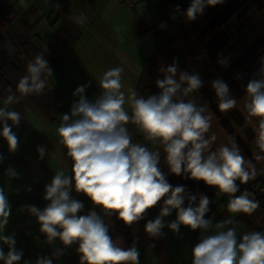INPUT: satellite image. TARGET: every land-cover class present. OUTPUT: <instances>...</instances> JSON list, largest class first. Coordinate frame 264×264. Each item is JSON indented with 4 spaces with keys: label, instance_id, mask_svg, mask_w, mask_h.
I'll use <instances>...</instances> for the list:
<instances>
[{
    "label": "clouds",
    "instance_id": "clouds-1",
    "mask_svg": "<svg viewBox=\"0 0 264 264\" xmlns=\"http://www.w3.org/2000/svg\"><path fill=\"white\" fill-rule=\"evenodd\" d=\"M223 3L224 0H192L184 16L192 22L207 7ZM175 11H180L179 6ZM69 19L80 25L87 18L81 13L71 14ZM218 63L226 67L228 62L218 60ZM159 71L163 79L155 82L160 90L158 95L145 97L134 88L127 89V93L122 90L123 67L103 73L98 81L100 95L94 100L85 95L88 84L78 86L73 92L78 99L73 101L70 113L62 115L57 128L59 143L72 162L71 175L63 170L55 172L44 187L43 200L47 204L43 209L34 205H22L18 209L35 218L39 233L48 245L58 240L64 246L55 249L51 256L37 257L34 264H53V259H58L74 244L78 245L79 264H140L135 242L123 248L121 241L109 234L110 223L105 218L115 215L131 228L157 206L159 214L144 225L148 238H161L165 227L174 234H179L181 226L193 232L201 231L199 242L192 248L191 264H264V232L250 231L238 238L235 227L214 231L234 221L229 218L214 224L211 218H205L210 211L209 198L200 194L197 202V196L189 194L184 186L174 187L159 167L160 150L153 151L146 144L133 142L129 124L136 127L145 141L162 146L170 174L203 181L215 187L217 195L227 196L228 213L251 215L259 207L247 189L240 192V185L264 174V169L258 171L252 159L245 158L234 138L212 149L217 140L214 133L207 135L212 116L206 114V104L198 105L189 98L202 87L199 75L180 71L175 60L168 67L161 66ZM255 75L259 78L247 83L244 107L248 121L255 118L258 124L253 129L258 151L252 157L260 162L264 161V58ZM49 77H53L52 69L45 55L39 53L27 63L26 74L19 79L15 91L11 86L5 89L0 107V137L6 141L9 152L18 150L19 140L13 128L22 120L21 113L9 106L29 96L43 95ZM211 86L218 98L219 111L228 112L237 106V99L222 79L213 80ZM37 153L38 159L43 160L46 147L38 146ZM3 159L0 154V162ZM6 175L9 179H19V173L11 167L6 169ZM73 191L91 201L93 209L86 215H79L84 203L72 197ZM11 211L8 195L0 188V261L20 264L24 254L15 247V234H4ZM174 211L175 219L166 223L165 218ZM4 246L8 249L6 253Z\"/></svg>",
    "mask_w": 264,
    "mask_h": 264
},
{
    "label": "rangeland",
    "instance_id": "rangeland-1",
    "mask_svg": "<svg viewBox=\"0 0 264 264\" xmlns=\"http://www.w3.org/2000/svg\"><path fill=\"white\" fill-rule=\"evenodd\" d=\"M162 1L94 0L91 3L92 5H90V2H85L84 0H71L75 8V15L83 13L87 19L85 23L78 25L79 37L68 48L64 47L58 41L57 37H55L57 23H52L51 25L46 23V18L49 16V11H47L46 6H51L50 3H53L40 1L41 9L38 12L37 18L41 17L42 22L40 21L41 23L36 31L41 39H43V42L38 43L47 54L59 62L57 67L52 70L53 77L48 78V86L56 89L60 94V102L58 105L61 110L55 120L49 121L46 116H43L31 106L25 113L28 118L27 121L39 125L42 130H47L49 138L59 139L57 128L59 127L62 115L69 114L73 101L78 99L73 96L75 89L78 86L88 84L89 87L85 95L89 100H94L100 95L98 81L105 71L114 67H123L122 83L124 87L122 90L127 93V89L134 88L135 82L139 78L143 68L152 73V79L156 86V80L163 79V74L159 71L160 67H168L172 65L174 60L177 61L180 71L187 72L197 68L198 64L195 63L194 59L196 54L207 63L206 55H204L201 49H198V47L196 48L197 50L191 49L195 45L194 38L197 30L193 33L191 32L193 21H187L184 14L181 16L178 14L171 15L168 21L164 22L163 28L157 25L150 32H141L140 30L142 29L138 28L140 33L138 35L134 34L132 27L134 18H136L138 24L149 21L154 22L156 19H159L164 13L159 8V4ZM12 2L15 10H26L32 5H35L30 0H21L20 2L14 0ZM109 4L112 8L116 9H111ZM105 5H107L106 9L103 10ZM35 6L39 9L38 5ZM118 9L119 12L117 11ZM162 29L167 30L165 34L160 37L153 35ZM20 31L18 21L9 19L3 25L0 20V35L3 37L8 39L12 36L16 40L18 39L17 36L20 35ZM11 51L16 54V58H19L21 62L24 61L23 55L17 54L18 52L14 45ZM146 58H150V60L144 66ZM215 74L219 75L218 73ZM189 98L195 99L198 105H207L199 92L193 93ZM0 106L3 107V101L1 100ZM125 107L128 108V105L126 104ZM207 109L208 112L206 114H211L212 116V126L207 135L211 136L213 133L216 135L217 140L212 145V149L215 150L222 144H228L231 137L223 131L208 106ZM132 127L135 128H133L135 133L143 137L134 125ZM129 132L134 136L133 130L129 129ZM148 143L150 150H157L155 145H152L151 142ZM63 152L66 153L65 151ZM237 182L239 183V181ZM249 183L250 181L247 184L241 185V188H247ZM213 190V195L209 199L210 211L206 214L205 218H211L214 224L216 222L222 223L224 220L231 218L234 221L233 224L225 225L224 229H214V231L227 230V228L235 227L238 238L242 237L248 231L239 219V214L233 215L228 213L226 210L227 206L223 202L225 195H217L218 190L215 187H213ZM95 210L98 214H101L99 208ZM260 216L258 209L251 215H248L251 220L254 219L257 222ZM175 217L176 213L174 211L169 217L165 218V222L172 221ZM162 231L168 243L169 251L172 252V255L174 254L178 260V264H183L181 262L182 259L183 261H191L192 248L199 242L202 236L201 231L197 230L193 232L184 226H181L179 234H174L171 230L168 231L167 227ZM169 234L172 235L170 236ZM47 246L49 247L50 256L55 249L64 248L58 240L53 245L47 244ZM135 246L140 253V264L156 263V255L152 245H142L139 239L135 241ZM77 247L78 245L74 244L69 248L76 251ZM66 251L67 249L64 250V254L58 259H53V264H78L76 259L70 261ZM28 260L31 259L28 258ZM34 262L31 261V264H34Z\"/></svg>",
    "mask_w": 264,
    "mask_h": 264
},
{
    "label": "trees",
    "instance_id": "trees-1",
    "mask_svg": "<svg viewBox=\"0 0 264 264\" xmlns=\"http://www.w3.org/2000/svg\"><path fill=\"white\" fill-rule=\"evenodd\" d=\"M88 2H92L93 0H86ZM192 0H163L159 4V8L164 12L159 19H156L154 22L149 21L146 23L138 24L136 18L133 20V31L135 35H138L141 32H150L157 25L164 24V22L168 21L171 15L178 14L179 16L183 15L187 8L190 6ZM179 6L180 11L177 13L175 10ZM38 9L35 5H32L30 8L26 10H15L12 4H7L6 2L0 0V20L3 25L10 19L12 21H18V25L20 26V35L17 36L18 39H14L12 36L10 38L3 37L0 35V100L3 101L7 89L9 86L12 87L13 91H15L16 84L19 79L26 74V65L29 61H31L35 55L39 53H43L45 55V59L48 61L50 68L53 70L57 67L59 62L53 59L47 52L39 46V43L43 42V39L38 35L37 28L42 22V18L38 17ZM73 14L69 5L65 0H61L52 12L47 16L46 23L52 24L57 23L56 35L58 41L66 48L71 46L79 37V29L78 24L73 20L69 19V16ZM158 20V21H157ZM41 21V22H40ZM13 25V24H12ZM138 28L142 29L138 31ZM167 30L162 29L161 31L155 32L153 35L160 37L165 34ZM20 42V43H19ZM39 42V43H38ZM13 45L17 49V54H22L24 57V61L21 62L19 58H16V54L11 51ZM159 51V50H158ZM157 51V52H158ZM156 52V53H157ZM155 54V52H154ZM150 58L145 59L146 62L149 61ZM143 66V67H144ZM134 89L137 90L139 95H143L145 97L149 95H158L160 90L154 85V81L152 79V73L150 71L142 69V72L135 82ZM60 102V94L58 91L52 87L46 88L45 93L40 96H29L21 101L19 104L11 105L16 109L20 110L25 103L30 104L36 111H38L43 116H46L49 121L55 120L61 108L59 107ZM133 125H128V128L133 130V142H139L146 144L148 147L149 143L143 139L139 134L135 133ZM134 128V129H133ZM156 149L160 150L161 158L159 167L165 173L166 178L170 184L175 186H184L186 191L189 194L197 196V202L200 194L206 195L209 199L213 195V187L207 186L203 183V181H195L192 179L185 178L184 176H176L174 174H170L168 167L165 163L164 153L162 146L155 145ZM238 183V182H237ZM239 184V183H238ZM262 184V180L257 178L253 181H250L247 188H241L240 192H243L247 189L250 193H252V199H255L259 202V207L257 208L260 211L259 221L251 220L250 217L246 214H239V219L244 224V227L248 232L250 231H262L264 232V194H259V192H254L252 187L254 185L260 186ZM237 193V195L240 194ZM228 197L225 196L223 202L225 206H227ZM187 200H185V206H187ZM227 210V209H226ZM160 207H154L148 210L147 216L144 220L139 221L133 227H127L123 224L122 221L117 220L115 215L111 218H105L106 223H110L109 234L113 237L114 240L124 237L126 242L130 243L134 240L140 239L143 245H150L154 243L155 239H150L147 237L144 231V225L147 220H154L156 215L159 214ZM226 214V211H225ZM102 215V213H101ZM70 261L77 260L79 264V254L74 252L70 255ZM165 264H173L165 263Z\"/></svg>",
    "mask_w": 264,
    "mask_h": 264
},
{
    "label": "flooded vegetation",
    "instance_id": "flooded-vegetation-1",
    "mask_svg": "<svg viewBox=\"0 0 264 264\" xmlns=\"http://www.w3.org/2000/svg\"><path fill=\"white\" fill-rule=\"evenodd\" d=\"M195 30V45L191 49H201L208 62L196 54L194 59L198 66L189 73L199 75L202 87L198 92L208 108L223 131L236 140L242 154L252 159L260 171L264 169V161L256 162L252 157V153L258 151L253 131L258 124L255 118L248 121L244 105L247 83L257 77L255 74L264 58V0H224L223 4L207 7L204 14L192 22L191 32ZM218 60H227V66ZM216 79H223L230 94L237 99V106L228 112L218 109V98L211 86ZM257 178L262 184L252 189L264 187V174Z\"/></svg>",
    "mask_w": 264,
    "mask_h": 264
},
{
    "label": "crops",
    "instance_id": "crops-1",
    "mask_svg": "<svg viewBox=\"0 0 264 264\" xmlns=\"http://www.w3.org/2000/svg\"><path fill=\"white\" fill-rule=\"evenodd\" d=\"M2 1L7 4H12V1L14 0ZM18 1L20 2L21 0ZM30 1L39 6L38 11L41 9V5L39 4L40 1L52 2L53 4L50 3L51 6H46V9L50 14L61 0ZM65 1L69 5L73 14H76L71 0ZM84 1L88 2L86 0ZM93 1L89 4L92 5L91 3H93ZM106 6L107 5L103 7V10L106 9ZM109 6L111 9H116L112 8L110 4ZM117 11L119 12V9ZM9 107L11 110L19 111L22 120L18 127L13 128V131L16 133L19 140V147L15 153L9 152L6 141L0 137V154L4 157L3 161L0 162V188L5 189L12 209L9 223L6 226L4 234H15V247L18 250H21L24 254L20 264H24L25 261H35L37 257L50 256V254L49 247L45 242L46 238L39 233V225L36 223L35 218L31 217L27 212H19L18 209L22 205H34L43 209L47 204V202L43 200L45 185L50 183L56 171L63 170L66 175H71L72 162L71 159L67 157L66 153L63 152H66L67 150L59 143V139L49 138L47 130H42L39 125L27 121L28 118L25 113L31 107L28 103H25L20 110L13 106ZM38 146L46 147L47 153L43 160L38 159ZM9 167L19 173V179H9L7 177L6 169ZM29 187L32 189L30 192L26 190ZM72 197L84 203V209L79 215H86L89 210L93 209L91 201L84 195L77 194L73 191ZM169 235L171 236L172 234ZM118 239L121 241V246L125 249L131 247L133 242L136 241L134 240L127 243L124 237ZM167 244L164 235L159 239H155L154 243L150 244L153 246L156 255L155 264H165L170 262L178 264V260L175 258L174 254L172 255V252L169 251ZM4 251L5 253L8 251L7 246H4ZM74 251L71 248H67L66 252L70 257ZM28 258L31 260H28ZM181 262L183 264H191L190 260L183 261L182 259ZM0 264H3V262L0 261Z\"/></svg>",
    "mask_w": 264,
    "mask_h": 264
},
{
    "label": "built area",
    "instance_id": "built-area-1",
    "mask_svg": "<svg viewBox=\"0 0 264 264\" xmlns=\"http://www.w3.org/2000/svg\"><path fill=\"white\" fill-rule=\"evenodd\" d=\"M254 192H259V194H264V187H254Z\"/></svg>",
    "mask_w": 264,
    "mask_h": 264
},
{
    "label": "water",
    "instance_id": "water-1",
    "mask_svg": "<svg viewBox=\"0 0 264 264\" xmlns=\"http://www.w3.org/2000/svg\"><path fill=\"white\" fill-rule=\"evenodd\" d=\"M256 78H258V76Z\"/></svg>",
    "mask_w": 264,
    "mask_h": 264
}]
</instances>
